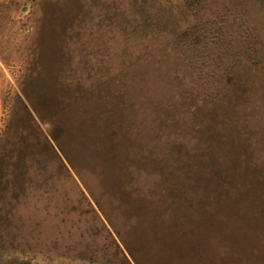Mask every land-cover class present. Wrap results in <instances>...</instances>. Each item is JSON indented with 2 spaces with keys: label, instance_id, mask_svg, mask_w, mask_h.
<instances>
[{
  "label": "rangeland",
  "instance_id": "rangeland-1",
  "mask_svg": "<svg viewBox=\"0 0 264 264\" xmlns=\"http://www.w3.org/2000/svg\"><path fill=\"white\" fill-rule=\"evenodd\" d=\"M186 1L0 0V264H264V78L189 59L264 0Z\"/></svg>",
  "mask_w": 264,
  "mask_h": 264
},
{
  "label": "trees",
  "instance_id": "trees-1",
  "mask_svg": "<svg viewBox=\"0 0 264 264\" xmlns=\"http://www.w3.org/2000/svg\"><path fill=\"white\" fill-rule=\"evenodd\" d=\"M203 1L204 0H191L193 5V7H191V9H193L191 20L193 24H195V27L198 25L202 26L204 23L201 20V12L205 9V7H202ZM186 2H190V0ZM254 8L259 14L258 4ZM210 16H213L212 22H209L212 25L205 26L204 28L208 27V32L206 29H203L200 35L201 33L203 37L210 35V37L217 38L216 41L219 42L225 40L229 43L228 48L224 49L223 47L220 49L218 47L214 52L208 48L207 50L210 55L205 65H203V63H205L204 56L207 57L208 52L204 50L206 49L204 47H198L199 51L203 52L201 56L198 55L201 58L192 54L194 52L189 50V59L191 61L190 64H196L192 66L195 77L202 78V83H206L207 91L204 93V99L209 102V106H212L213 110L217 108L211 115L218 120L219 117L221 119V106H223L226 101L224 100V96H222L223 98L221 99L213 91L218 90L220 84H223L224 88L226 87L227 83H223V78H228L227 76L232 75H228L229 69L234 68L233 70L235 71L233 74L235 78H240L239 84L242 85L243 88L248 89L249 87L251 91L260 83V80L257 78H264V22L262 19L260 21L261 23L253 20V17L255 20L258 17L254 15V10L251 15L243 14L240 11L235 14H230L220 20H214V15L212 13ZM233 43L235 46H233ZM188 46L193 47L194 44L188 43ZM237 58L242 61L235 60ZM244 58L246 59L244 60ZM209 60L212 61L210 62ZM246 78L249 79L246 80Z\"/></svg>",
  "mask_w": 264,
  "mask_h": 264
}]
</instances>
